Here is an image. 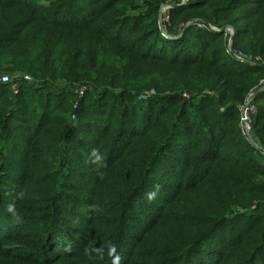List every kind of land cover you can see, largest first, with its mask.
<instances>
[{
  "label": "trees",
  "instance_id": "trees-1",
  "mask_svg": "<svg viewBox=\"0 0 264 264\" xmlns=\"http://www.w3.org/2000/svg\"><path fill=\"white\" fill-rule=\"evenodd\" d=\"M139 1L0 0V264H264V0Z\"/></svg>",
  "mask_w": 264,
  "mask_h": 264
},
{
  "label": "built area",
  "instance_id": "built-area-1",
  "mask_svg": "<svg viewBox=\"0 0 264 264\" xmlns=\"http://www.w3.org/2000/svg\"><path fill=\"white\" fill-rule=\"evenodd\" d=\"M192 1L193 0H178V2L175 5L172 4V5L166 6L164 9V12H163L165 20L168 21L170 19V10L173 9V6H177V7L188 6L192 3ZM200 27L204 28L207 26L205 24H202V25H200ZM210 28L213 31L219 30V29L212 27V26H210ZM226 32L230 33V41H231V36L234 33V30L227 29ZM229 45H230V42H229ZM229 53L237 60L247 62L248 59H250V60L252 59L251 57L246 56L242 52H238L236 50L233 51L231 49V45H230ZM21 84H27V85L34 84L35 86H38V82L35 79H33L31 76H29L28 74H20V75L15 76L14 78H12L9 75L1 73V71H0V86H8L9 88H11L13 93L16 95L19 93V88H20ZM87 90L88 89L86 87H81V88H78L75 93H76V95L78 94L80 96V98H82L85 95ZM183 97L188 99L191 96L184 93ZM254 98H255V95H252V97L248 98L246 103L240 108L241 109V116H242L241 122H240V132H241V135L243 137H245L247 140L251 139V134H252V131L254 128L255 114L257 112V109L254 106L253 101H252ZM78 106H79V104L77 102L75 104L74 108L78 109Z\"/></svg>",
  "mask_w": 264,
  "mask_h": 264
},
{
  "label": "rangeland",
  "instance_id": "rangeland-1",
  "mask_svg": "<svg viewBox=\"0 0 264 264\" xmlns=\"http://www.w3.org/2000/svg\"><path fill=\"white\" fill-rule=\"evenodd\" d=\"M178 2V0L176 1L175 0V2H173V3H170V2H166V3H164V4H162L161 6H160V10H159V18H158V25H159V28L161 29V31L163 32V34H164V36H166V35H168V28L171 26V17H170V19L168 20V21H166L165 20V17H164V9H165V7L166 6H168V5H172V4H176ZM142 3H143V0H141V1H139L138 3H137V5H138V7L140 6V5H142ZM191 5V4H190ZM172 10V9H171ZM170 10V11H171ZM135 13H137L138 12V10L137 11H134ZM194 24V21H192V22H187L186 24H185V28H188L189 26H191V25H193ZM200 25H202V24H197V27L198 28H200ZM194 26V25H193ZM208 27V26H207ZM202 28V27H201ZM205 28V27H204ZM224 28H227V27H224ZM227 29H231V30H233V28H227ZM165 32H164V31ZM219 30H221V29H219ZM176 32H172V34H175ZM225 34H226V52L227 53H229V50H230V45H231V49L233 50V51H235V48H234V40H233V42H232V40L230 41V33L229 32H225ZM177 35V34H176ZM169 36V35H168ZM167 37V36H166ZM167 38H170V39H175V40H178L179 38H178V36L177 37H172L171 35L169 36V37H167ZM178 38V39H177ZM229 42H230V45H229ZM230 54V53H229ZM231 55V54H230ZM232 56V55H231ZM233 57V56H232ZM234 58V57H233ZM237 60V59H236ZM237 61H239V62H242V63H251V64H256V63H259L260 61L259 60H250V59H248L247 60V62H245V61H241V60H237ZM1 73H3V74H6V75H9L10 77H12V78H14L15 76H17V75H20V74H23V73H25V74H29V73H27V72H23V73H18V74H13V73H5V72H2L1 71ZM47 81H50V82H52L53 84H55V85H59V88H61V89H64L65 88V86H67L65 83H56V82H53V81H51V80H47ZM4 87H7L9 90L11 89V88H9L8 86H4ZM75 87H80L79 85H77V86H75ZM85 87H87L88 88V90L90 91V90H93V86L92 85H85ZM260 90H264V82L263 81H261V84H260V86L257 88V90H255V92H253V93H251L250 94V96L248 97V98H250V97H252V95H255V97H256V93L258 92V91H260ZM99 91V90H98ZM11 92H12V90H11ZM206 92V91H205ZM146 94L145 95H143V96H139V100H141V101H147L148 99H150V98H153V97H155L156 95H157V93L154 91V90H152V91H149V92H145ZM191 96V95H190ZM247 98V99H248ZM255 100V98L252 100V101H254ZM247 101V100H246ZM246 103V102H245ZM242 107V106H241ZM240 107V108H241ZM239 108V109H240ZM240 111V113H241V109L239 110ZM241 118H242V116L240 117V121H239V127H240V122H241ZM249 143H251L253 146H255V148H257L258 150H260L261 149V146L255 141V135H254V128H253V131H252V134H251V139H248L247 140ZM261 151V150H260Z\"/></svg>",
  "mask_w": 264,
  "mask_h": 264
},
{
  "label": "water",
  "instance_id": "water-1",
  "mask_svg": "<svg viewBox=\"0 0 264 264\" xmlns=\"http://www.w3.org/2000/svg\"><path fill=\"white\" fill-rule=\"evenodd\" d=\"M177 6H173V8H176ZM164 31V30H163ZM227 31V28H222L221 30H218L217 32H220V33H225ZM165 32V31H164ZM166 33V32H165ZM164 33V34H165ZM235 35V32L232 34V36H231V40H232V42H233V40H234V36ZM167 37H169L168 35H166ZM263 90H260V91H258L257 93H256V96L260 93V92H262Z\"/></svg>",
  "mask_w": 264,
  "mask_h": 264
}]
</instances>
